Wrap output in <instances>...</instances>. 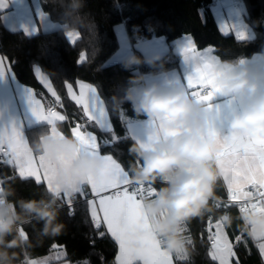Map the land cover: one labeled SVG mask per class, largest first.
I'll return each mask as SVG.
<instances>
[{"label":"clouds","instance_id":"1","mask_svg":"<svg viewBox=\"0 0 264 264\" xmlns=\"http://www.w3.org/2000/svg\"><path fill=\"white\" fill-rule=\"evenodd\" d=\"M59 12L64 33H89L95 56L99 54L98 27L90 13L83 12L86 0H45ZM258 27L260 21H255ZM253 54L229 58H216L211 67L214 85L220 89L217 98L233 100L234 107L218 115L214 99L200 102L191 95L181 80L145 83V75L129 77L124 94H113L109 101L114 111L122 110L124 103L144 121L152 122L145 134L159 137L151 147L135 142L129 152L135 158L127 172L136 185L159 184L156 194L142 203L150 231L161 247L171 255L182 254L191 258L194 248L186 236V226L193 220L203 218L214 211L220 197L216 194L222 178L218 166L221 139L218 120L236 134L241 142H247L259 128H264V60ZM159 55L142 60L135 54L123 61L125 70L147 63L155 65ZM209 104L212 106L210 107ZM215 130L218 135H213ZM174 132V134H167ZM41 126L29 142L30 151L50 162L53 190L46 187L40 198H18L15 190L0 187V264H23L15 249H25L30 240L21 231V225L40 224L37 238L55 237L65 225L59 221L63 202L61 194L73 191L78 183L87 184L88 179L99 178L105 166L103 155L82 148L80 139L57 130ZM66 161L64 166L58 162ZM225 227H231L234 219L247 238L264 241V212L238 208L234 218L225 212L218 218Z\"/></svg>","mask_w":264,"mask_h":264},{"label":"trees","instance_id":"2","mask_svg":"<svg viewBox=\"0 0 264 264\" xmlns=\"http://www.w3.org/2000/svg\"><path fill=\"white\" fill-rule=\"evenodd\" d=\"M213 2L214 0H86L83 12L90 13L98 27L97 56L90 43L89 33L83 29L75 42L68 40L62 27L49 32H40L35 36H27L22 30H9L4 25L0 12V53L8 61L16 79L34 88L40 96H44L45 92L35 67L39 66L41 71L47 74L53 89L63 101L62 110L66 113L68 121L58 122V127L66 134H70L69 122L82 119L81 109L67 95L66 83L75 84L78 80H82L93 84L106 103L114 133L122 139L118 143L112 142L111 145H106L103 141H111L112 133L101 132L94 124L89 129L97 133L101 141V151L114 156L128 170L130 164L135 163L129 148L136 141L129 136L127 121L122 120L121 116L123 114L128 119H135L138 116L129 103H124L122 110L114 111L109 97L113 94L122 96L129 77L168 70L179 64L180 56L170 49L156 61L155 65L142 63L133 66L131 70L124 69L123 61L107 63L119 47L116 26L124 22L133 43L140 38L165 36L172 46L176 38L189 34L194 38L198 49L211 46L219 58L240 55L252 57L253 54L261 53L264 49V0H243V18L254 33L253 38L250 39H239L234 33L224 34L214 15ZM40 4L52 20L62 25L58 11L45 3V0H40ZM255 21H260L258 27L254 24ZM81 54L85 59L78 63ZM135 55L147 60L140 51L136 50ZM41 126L47 124H39L25 130L28 142L39 132ZM0 175L3 187L10 186L15 190L12 199H39L47 187L45 183L37 184L33 178H21L16 168L11 165L0 163ZM159 186L156 184L154 187ZM216 194L218 197L226 195L221 182ZM74 198L71 214L69 207L61 199L63 208L59 221L65 227L60 235L38 239L40 224L34 222L31 225H21V229L30 240L29 246L25 249H15L23 264L27 259L38 261L51 258L60 248L65 250L64 259L71 264H83L84 261H87V264H115L116 242L102 227L99 230L94 227L85 200L79 195H74ZM225 212H230L234 218L238 215V209L234 206L227 209L214 207L212 213L193 220L186 226L191 236L190 246L194 248V252L191 258H176V264H216L208 255L210 247L207 240L208 233L205 231L206 222L209 216L215 221ZM239 223V220L234 219L232 226L226 227L239 264H264L256 243L240 232ZM100 231L105 232L103 238L99 236ZM238 235L242 237V242H236L235 237ZM54 244L57 245L56 249L52 248ZM236 258H233L234 263ZM55 262L50 260L49 264Z\"/></svg>","mask_w":264,"mask_h":264},{"label":"snow or ice","instance_id":"3","mask_svg":"<svg viewBox=\"0 0 264 264\" xmlns=\"http://www.w3.org/2000/svg\"><path fill=\"white\" fill-rule=\"evenodd\" d=\"M11 2L12 0H0V12H3ZM37 15L44 24L47 23L45 13L37 9ZM23 27L25 34H30L29 28ZM231 27L236 30L239 39H249L248 32L243 26L238 28L236 25H231ZM227 28V24L221 25V31L225 34H227L225 31ZM31 31H37V28L33 26ZM66 36L74 42L73 38L77 37L78 33L69 32ZM211 51L213 50L209 48L205 53L190 56L188 53H194L195 46L193 44L181 46L184 59L191 66V71L184 77L186 86L192 90L191 95L200 102H211L220 93V89L214 85V74L211 71L216 57L207 55ZM82 60L83 54L78 63ZM36 71L39 73V68ZM6 77L4 60L0 58V80ZM38 79L54 98L53 101L42 103L31 88L25 87L22 95L23 110L17 106L16 111L13 112L10 105H0V163L14 166L21 178L30 177L34 178L37 184L46 183L51 191L53 185L49 169L52 165L46 162L44 157L33 155L30 151L24 133L25 122L27 126H30L33 120L46 122L52 126L53 133L58 134L56 122H67L68 117L56 110L57 106L62 109L64 105L51 83L43 75H39ZM77 84L78 94L74 91L72 83H66L68 97L81 109L82 113V119L75 121L70 132L72 136L80 139L85 151L100 154L98 137L88 130L92 124L101 132L112 133L111 141L104 140L105 144L118 143L122 138L116 136L111 123L107 120L104 103L96 94V89L80 81H77ZM234 103V99L216 103L215 109L218 115L233 108ZM209 106L212 105L209 104ZM121 118L127 121L128 132L134 141L145 147H151L158 142L159 137L145 133L134 134L129 119L123 114ZM218 124L220 129L224 127L222 118L218 120ZM148 126H152V122H146V127ZM167 134H174V132ZM212 134L218 135L215 130ZM219 147L217 163L226 185L228 202L224 204L216 202L214 207L227 209L235 203L241 210L251 208L264 212V128L257 129L256 133L244 143H241L236 134L228 129L227 135H221ZM103 158L106 163L98 179L90 177L87 184L78 183L73 191L66 190L61 194L60 198L69 207V214H71L74 194L81 196L87 204L94 227L99 230L103 226L107 234L117 243L118 253L115 264H137V262L173 264L172 255L166 252L161 247L160 241L148 231L150 225L142 212L143 201L156 194L155 187L133 184L128 172L111 155H103ZM65 164L66 161L63 159L58 162V166ZM2 183L3 181L0 180V184ZM85 185H90V192L85 191ZM21 231L23 232L22 229ZM205 231L208 233L207 240L210 243L208 255L211 259L218 264H233V258H236L234 244L229 240L222 222L219 219L214 221L209 216ZM104 235V231L99 232L101 238ZM188 240L191 243V239ZM235 240L237 243L242 242V237L238 235ZM257 247L261 257L264 258V241H260ZM52 248L56 249L57 245L54 244ZM55 258L60 259L59 256ZM176 258L185 259L186 257L177 254ZM27 264H37V261L31 260ZM40 264H48V259L40 261ZM83 264H87V261ZM235 264H239L238 258L235 259Z\"/></svg>","mask_w":264,"mask_h":264},{"label":"crops","instance_id":"4","mask_svg":"<svg viewBox=\"0 0 264 264\" xmlns=\"http://www.w3.org/2000/svg\"><path fill=\"white\" fill-rule=\"evenodd\" d=\"M236 6H237V4H236L235 0H214L213 5H212V9H213L214 15L216 17V20L219 24L220 29H221V25L227 24L228 28L231 29L230 32L227 31V34L234 33L237 35V32H235V30H233V28L231 27L232 23H236L238 28L243 26V28L248 32L249 39L253 38L254 33H253L252 29L247 25V23H245V20L243 18V7H242V5L240 7L239 6L236 7ZM229 7L231 9H229ZM235 7L240 10L242 17L237 15L236 12L234 13V11L236 10ZM37 9H39V11L45 13L46 18H47V23L44 24L41 21V18L37 15ZM228 10L231 13L230 15L227 14ZM8 15H9V17H7ZM2 21H3L4 25L11 31L22 30L25 33L23 26H27L29 28V33H30V34H27V36H35V35L39 34L40 32H49V31L57 30V29L62 27V25L60 23L52 20L50 18V16L48 15V13H46L42 9L41 4H40V0H12L10 5L2 12ZM33 26H35L37 28V31H34V32L31 31ZM116 32H117V35L128 39L133 46L134 43H132V41L129 37L128 31H127V28H126V25L124 22H121L116 26ZM222 32L225 34L224 31H222ZM79 36H80V34L78 32V36L73 38L74 42L79 38ZM161 38H166V37L165 36H158V37H153L150 39L140 38V39L136 40L135 43L139 45V49L146 59H150V58L155 57L157 55L162 57L167 52H169L171 49L175 54L180 56L179 64L175 67H172V68L165 70L163 72H160V73L144 74L145 75V83H151L153 81L164 82L166 80H168V81L181 80L182 82H184L186 84V80L184 79V77L187 74V72L191 71V66L189 63H187L185 61L184 55L181 52V46L188 45V44H193L195 46V52L194 53L193 52L188 53V55H190V56L205 53V51L207 49L211 48L213 51L208 52L207 55L215 56L216 58L218 57L216 55V53L214 52V48L211 46H208V47H205L202 49H198L196 46V43L194 41V38L191 35L189 37V34H186V35H183V36L176 38L173 41L172 46H170L167 41H163V39H161ZM158 40H160V41H158ZM70 42H72V41H70ZM123 47L126 48V53L124 55V58H122L123 60L126 59L127 57H129L130 55L135 54L134 51H129L127 49V45L125 43H124ZM0 58H2L4 60L5 74L7 76L5 79L0 80V105H4V104L10 105L13 112L16 111L17 106H19L20 110H23V107H24L23 102H22L23 90L25 87H28L31 89H32V87L29 85L23 84L19 80L16 79V77L14 76V74L12 73V71L8 65V61L6 60V58L1 53H0ZM255 58L257 60H264V55H259ZM83 59H85L84 55H83ZM119 60H121V59H118L117 61H119ZM36 74H37V72H36ZM37 77H38V74H37ZM78 81L83 82V83H87L96 89V94L104 103V107H105V110L107 113V120L111 123V125L113 127L111 118H110L109 113H108L106 103L103 100V98L100 96L98 89L91 83H88V82H85L82 80H78ZM49 82H50V80H49ZM72 85H73L74 91L78 94L79 88H78L77 82L75 84H72ZM43 87H44V85H43ZM189 90L192 91L191 89H189ZM33 92L35 93L36 91H33ZM44 92H45L44 96L47 97L48 101L54 100V98L51 96V94L48 92L47 88H45V87H44ZM35 94H37V92ZM37 95H39V94H37ZM37 95H36V97H38ZM216 99L218 102H222V98H216ZM48 101H44V102H48ZM57 111H61L62 114H66L59 106H57ZM58 122H60V121L56 122L57 130L62 131L64 134H66L62 129H60L58 127ZM129 122L131 124V128H132V131L134 134L143 135L145 133L146 121H144L143 117H138L135 119H129ZM43 123H46V122H36L35 120H33L32 124L30 126H27V123L25 122L24 133H25V130L27 128L32 127V126H36L39 124H43ZM69 125H70L69 126V132H70L71 127L74 125H72L70 122H69ZM126 128H127V132H128L127 123H126ZM88 130L95 133V135L98 137V135L95 131H93L91 129H88ZM220 131H221V135H227L228 134V128H227V125L225 122H224V127L222 129H220ZM128 134H129V136H131V134L129 132H128ZM69 135H71V132ZM25 137H26V133H25ZM26 140H27V137H26ZM27 143L29 146L28 140H27ZM98 143L101 144L99 137H98ZM99 151H100L101 155H111L109 153L102 152L101 149H99ZM33 155H35V154H33ZM112 157L114 158V156H112ZM114 159L118 163H120L116 158H114ZM121 166L123 167L122 164H121ZM16 171L18 173L17 169H16ZM221 184L223 185L225 191L227 192L226 185L224 184L223 179L221 180ZM85 191H90V185H85ZM74 195H76V194H74ZM73 198H74V196H73ZM102 228L106 231V229L103 226H102ZM224 230L228 234V231H227L225 226H224ZM107 235L110 236L109 234H107ZM186 236L188 239L189 238L191 239V236H190L187 228H186ZM228 237H229V234H228ZM229 239H230V237H229ZM230 241H231V239H230ZM255 243H256V245H258L260 243V241H256ZM117 253H118V245H117ZM117 253H116V255H117ZM56 256H59L60 259L57 260L55 258ZM65 257H66L65 250H63V248L57 249L52 254L50 259L47 258L48 264H49L50 260L56 261L53 264H71L68 260L64 259ZM172 257H173V264H176V255L173 254ZM42 260H45V259H42ZM42 260H38V261L36 260L37 264H40V261H42ZM214 262L216 264H218V262H216V261H214ZM137 263H140V262H137ZM233 263H234V261H233Z\"/></svg>","mask_w":264,"mask_h":264},{"label":"rangeland","instance_id":"5","mask_svg":"<svg viewBox=\"0 0 264 264\" xmlns=\"http://www.w3.org/2000/svg\"><path fill=\"white\" fill-rule=\"evenodd\" d=\"M237 7V6H236ZM235 7V8H236ZM243 7V6H242ZM241 7V8H242ZM229 9H231L230 7H229ZM237 13V15H239L240 17H242V14L240 13V10L239 9H237L236 8V10L234 11V13ZM227 14H231L230 13V11L228 10V13ZM49 15V14H48ZM7 17H9V15L7 16ZM246 23V22H245ZM232 25H236L237 26V24L236 23H232ZM238 27V26H237ZM230 30L231 29H229V28H227L225 31H229L230 32ZM233 30H235V29H233ZM235 32H236V30H235ZM189 37H190V35H189ZM161 39H163V41H167V39L166 38H161ZM118 41H119V47H118V50L107 60V63H113V62H120V61H124L122 58H124V55H125V53H126V48L125 47H123L124 46V43L127 45V49L129 50V51H134V52H136V50L137 51H140V49H139V45L138 44H136L135 42H134V44H133V46H132V44H131V42L128 40V39H126V38H123L122 36H119L118 35ZM147 41V40H146ZM158 41H160V40H158ZM133 43V42H132ZM150 43V42H149ZM141 52V51H140ZM143 55V54H142ZM144 57V56H143ZM145 58V57H144ZM118 59H121V60H119V61H117ZM37 68H39V66H36L35 67V70L37 69ZM39 73H37L38 74V76L39 75H43L48 81H49V78H48V76H47V74H45V73H43L42 71H41V69L39 68ZM37 72V71H36ZM146 74H149V73H146ZM33 89V88H32ZM33 91H35L34 89H33ZM36 93V92H35ZM37 95V94H36ZM38 97H37V99H41L42 100V103L44 102V101H48V99H47V97L46 96H39V95H37ZM0 187H1V184H0ZM230 240V239H229ZM32 260H34V259H32ZM233 264H235V263H233Z\"/></svg>","mask_w":264,"mask_h":264},{"label":"built area","instance_id":"6","mask_svg":"<svg viewBox=\"0 0 264 264\" xmlns=\"http://www.w3.org/2000/svg\"><path fill=\"white\" fill-rule=\"evenodd\" d=\"M235 2H236V4H237V6H241L242 4H243V0H235ZM56 110H57V107H56ZM77 120H79V119H74V121L71 123L72 125H74V123H75V121H77ZM0 180H2V177H1V175H0ZM3 186V184H1V187ZM87 192H90V191H87ZM220 197V196H219ZM90 198V197H89ZM75 198H73V200H74ZM219 202L221 203V204H224V203H227L228 201H227V192H226V195L225 196H223V197H220V200H219ZM230 206H234V207H236L237 209L239 208V206L237 205V204H235V203H233V204H231ZM229 206V207H230ZM98 230V229H97ZM208 246L210 247V243H209V241H208ZM27 262H29V260L27 259L26 260V263L25 264H27Z\"/></svg>","mask_w":264,"mask_h":264},{"label":"water","instance_id":"7","mask_svg":"<svg viewBox=\"0 0 264 264\" xmlns=\"http://www.w3.org/2000/svg\"><path fill=\"white\" fill-rule=\"evenodd\" d=\"M109 141V140H108ZM112 143H108V144H106V145H111ZM61 247H62V245H61Z\"/></svg>","mask_w":264,"mask_h":264}]
</instances>
